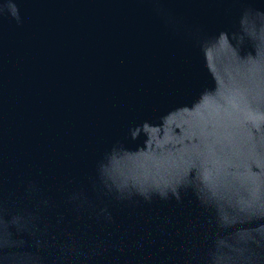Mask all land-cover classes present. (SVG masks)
<instances>
[{"label": "water", "instance_id": "obj_1", "mask_svg": "<svg viewBox=\"0 0 264 264\" xmlns=\"http://www.w3.org/2000/svg\"><path fill=\"white\" fill-rule=\"evenodd\" d=\"M0 264H264V0H0Z\"/></svg>", "mask_w": 264, "mask_h": 264}]
</instances>
